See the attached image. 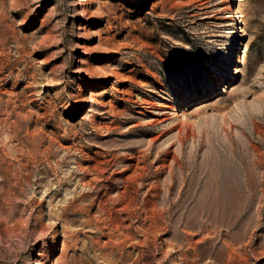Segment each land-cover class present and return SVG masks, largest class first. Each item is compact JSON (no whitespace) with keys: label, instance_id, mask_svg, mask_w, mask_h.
Masks as SVG:
<instances>
[{"label":"rangeland","instance_id":"obj_1","mask_svg":"<svg viewBox=\"0 0 264 264\" xmlns=\"http://www.w3.org/2000/svg\"><path fill=\"white\" fill-rule=\"evenodd\" d=\"M0 264H264V0H0Z\"/></svg>","mask_w":264,"mask_h":264},{"label":"bare ground","instance_id":"obj_2","mask_svg":"<svg viewBox=\"0 0 264 264\" xmlns=\"http://www.w3.org/2000/svg\"><path fill=\"white\" fill-rule=\"evenodd\" d=\"M167 106H168V107H172V105H170V104H168ZM159 119H160V116L156 117L155 120H159Z\"/></svg>","mask_w":264,"mask_h":264}]
</instances>
